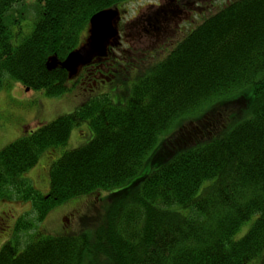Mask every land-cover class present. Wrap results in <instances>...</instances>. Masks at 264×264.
Listing matches in <instances>:
<instances>
[{
	"label": "trees",
	"instance_id": "16d2710c",
	"mask_svg": "<svg viewBox=\"0 0 264 264\" xmlns=\"http://www.w3.org/2000/svg\"><path fill=\"white\" fill-rule=\"evenodd\" d=\"M131 1L38 0L14 45L26 6L0 0V90L12 81L66 92L68 74L48 69L50 58L79 46L93 14ZM105 68H84L81 83L113 81ZM126 81L122 103L103 94L0 151V202H30L34 215L17 220L15 234H30L6 242L0 264H264V0L230 1ZM82 123L92 139L52 163L40 194L22 175ZM79 196L93 197L74 233L35 230Z\"/></svg>",
	"mask_w": 264,
	"mask_h": 264
},
{
	"label": "rangeland",
	"instance_id": "374dc122",
	"mask_svg": "<svg viewBox=\"0 0 264 264\" xmlns=\"http://www.w3.org/2000/svg\"><path fill=\"white\" fill-rule=\"evenodd\" d=\"M213 1L214 0H212L211 3H213ZM229 1L230 0H217L216 4L210 8L211 12L206 14L207 17L217 12ZM151 2H153V0H132L127 5H124L121 11L129 10V17L136 7L139 8ZM21 3L22 6H26L23 11L25 18L20 20V23L16 25L19 27L17 29L19 30V37L13 41L14 45L18 44L22 38L30 33L34 22V20L31 19H34L38 10V8L35 7L36 3L39 5L38 0H22ZM205 3L209 4V0H206ZM149 13L150 11L148 12V10L144 12L145 15ZM174 21L173 17L167 22L160 21V23L157 24L160 29H155L152 32L151 26H148L145 22L142 23L141 19L137 18L128 24V37L126 39L131 43L134 50H150L153 53V58H155L151 63H154L157 59H161L166 55L160 54L158 52L159 49L156 48L158 44L167 43L163 41L164 36L175 39L173 43L178 42L183 37L182 34H177L173 37L172 31L176 27ZM200 22L201 21L198 23ZM192 26L193 24L187 27L190 30ZM145 28L149 33L143 31ZM151 34L154 35L152 41L145 43L144 38ZM143 36L144 38H142ZM87 37L88 29L84 32L79 46H82L86 42ZM119 70V79L126 80L130 72L132 73L134 69L131 70L130 67L125 66L123 68L119 67ZM131 77H134V75ZM103 94H109L110 100H112L113 103H122L124 89L123 86H121V82H100L98 86L94 87L91 91H86L85 89L81 91L77 85L72 84L68 85L66 92L53 98L46 96L44 90H34L18 82H4V86L0 90V151L13 141L25 135V130H36L40 125L51 123L60 116L71 114L77 110L81 103L89 102ZM92 137L93 132L88 124L82 123L74 125L66 145L54 149L48 148L42 152L37 164L23 174L22 177L27 178L40 194L47 195L50 183L49 170L52 163L59 159L64 152L86 145ZM92 197L79 196L55 204L49 209L41 223L36 224L35 222L34 228L50 236L74 233L75 229L73 222L76 216L68 217L67 213L73 211V215H75L79 212H84L89 202H91L90 199ZM21 215H27L28 218L32 219L33 213L31 211L30 202H0V217L6 216L3 222L0 220V249L6 242L11 241V238L13 239L15 237L20 242L21 246L28 239L30 232L15 234L14 231L16 219ZM66 218H71L69 224ZM249 225L250 222L243 224L235 234L234 239L241 238L246 233Z\"/></svg>",
	"mask_w": 264,
	"mask_h": 264
},
{
	"label": "flooded vegetation",
	"instance_id": "af4514ba",
	"mask_svg": "<svg viewBox=\"0 0 264 264\" xmlns=\"http://www.w3.org/2000/svg\"><path fill=\"white\" fill-rule=\"evenodd\" d=\"M205 1L206 0H153V2L147 3L142 7H136L133 11V15L127 19L123 18L121 15L117 24L118 38L114 42L115 45L108 48L107 57L103 61L104 65L111 68L114 73L119 71V67L123 68L125 66L130 67V69H134L135 72L138 71L137 73L144 70L148 67L149 62L153 60V53L150 50L143 51L140 49L134 50L132 48L131 43L126 39L128 37V24L138 18L141 19L142 23L145 22V24L151 26L153 32L155 29H160L157 25L160 21L167 22L173 17L176 25L175 29L172 31L173 37L177 34H182L183 36L188 29L187 26L197 23L201 19L205 18V15L210 11V8L216 4L217 0H214L213 3H211L212 0H209V4H206ZM146 10H148V12L150 11L147 15L144 14ZM143 31L149 33L146 28L143 29ZM152 35L153 34L145 38L144 36L142 37L144 38L145 43L152 41L154 37V35ZM174 40L175 39L173 38L164 36L163 41L164 43L165 41L167 43L158 44L156 46V48L159 49L158 52H161L162 54L169 52L175 46V42L173 43ZM94 65L95 64H92L90 66L92 67ZM81 80L82 78L78 80L79 85L81 84ZM85 90L91 91L92 88H86ZM72 215L73 211H69L67 213L68 217ZM0 218L3 222L6 216Z\"/></svg>",
	"mask_w": 264,
	"mask_h": 264
},
{
	"label": "water",
	"instance_id": "95a60500",
	"mask_svg": "<svg viewBox=\"0 0 264 264\" xmlns=\"http://www.w3.org/2000/svg\"><path fill=\"white\" fill-rule=\"evenodd\" d=\"M117 17L118 12L112 9L92 15L89 19L90 28L86 43L77 50L70 52L62 62H58L56 57H52L47 68L53 69L59 65L71 78L77 74L80 66L90 64L94 57L105 56L107 46L117 35V30L113 25V21Z\"/></svg>",
	"mask_w": 264,
	"mask_h": 264
}]
</instances>
